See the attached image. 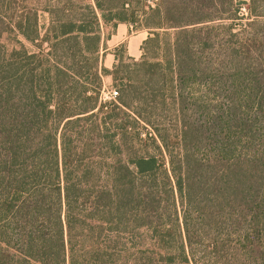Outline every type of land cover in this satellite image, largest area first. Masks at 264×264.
<instances>
[{"label": "trees", "instance_id": "16d2710c", "mask_svg": "<svg viewBox=\"0 0 264 264\" xmlns=\"http://www.w3.org/2000/svg\"><path fill=\"white\" fill-rule=\"evenodd\" d=\"M135 1L0 0V264H264V0Z\"/></svg>", "mask_w": 264, "mask_h": 264}, {"label": "rangeland", "instance_id": "374dc122", "mask_svg": "<svg viewBox=\"0 0 264 264\" xmlns=\"http://www.w3.org/2000/svg\"><path fill=\"white\" fill-rule=\"evenodd\" d=\"M154 1V0H153ZM236 1V3H238L236 6H235V8L236 9H240L241 10V13H240V17H245V18H248L249 17V14H248V10H247V8H248V2H249V0H247V1H241V0H235ZM151 4L153 5V2L152 3H149L148 2V0H140V3H138V1L136 0L135 1V4H134V7L135 6H137V5H139V7H141L142 9L144 8V6H151ZM138 7V8H139ZM155 7V6H154ZM112 15V14H111ZM138 16L140 17V20H142V13L141 12H139V14H138ZM111 17V16H110ZM107 19L108 20H110L109 22H104V21H102V27H101V32H102V34H103V49H102V52H101V55H102V65L103 66H105V64H104V58H105V56L108 54H106L105 52H104V50H105V48H107V40L111 37V35L115 32V30H116V25L119 23L117 20H111L110 18H109V16H107ZM47 24H48V17L47 16H45V15H43L42 17H41V25H42V27L43 28H46L47 27ZM141 27V23L139 24V26L137 27V28H140ZM30 47V46H29ZM31 48V47H30ZM32 50H33V48H31ZM118 50H119V55H121V56H124V62H125V64L126 65H130V64H132L128 59H127V57H129L128 56V54H127V51H126V49H125V46L124 45H122V46H120L119 48H118ZM112 51H113V48H112V50L111 51H109V53H112ZM142 54H143V52H142ZM138 60H140V59H138ZM137 60V61H138ZM114 65H116V64H114ZM132 67V66H131ZM131 67H129V68H131ZM128 68V69H129ZM113 69V68H112ZM111 69V70H112ZM137 69V68H136ZM130 70H135V67L133 68L132 67V69H130ZM133 71H131V73H132ZM124 75V74H123ZM137 74L136 73H133L132 74V78L133 77H135ZM107 76H105L104 78H103V86H102V91H101V95H102V92L104 91L105 93H109V92H112V91H118V93H119V95L117 96L118 98H119V96H121V91H122V85H124L125 84V81H123L122 79H119L118 80V82L117 83H114V81H113V78L111 77V76H108L109 77V79L108 78H106ZM107 79H108V81H107ZM139 79L140 78H138L137 76L133 79L134 80V82H138L139 81ZM102 97V96H101ZM110 99H108L106 102H104L103 100H101L103 103H112V102H115V100L117 101L118 99L116 98L115 100L114 99H111L110 101H109ZM156 117H154V118H152L153 120H158V119H155ZM132 126V125H131ZM174 128H175V126H173V130H174ZM173 134H174V132H173ZM149 142H147V144H148ZM150 145V144H149ZM127 146H130V142H128L127 141ZM149 148H151L150 146H149ZM151 152L153 153L154 151H153V149H151ZM151 153V154H152Z\"/></svg>", "mask_w": 264, "mask_h": 264}, {"label": "crops", "instance_id": "0c3cea01", "mask_svg": "<svg viewBox=\"0 0 264 264\" xmlns=\"http://www.w3.org/2000/svg\"><path fill=\"white\" fill-rule=\"evenodd\" d=\"M158 1L159 0H148L149 3L153 2V5L151 4V7L156 6ZM149 35V32L143 27L133 28V26H130V24L128 23H119L116 27L115 32L107 40V48H105L104 50L106 54L108 53L104 58L105 68L111 70L114 67V64H117L115 53L122 45L125 46L127 54L130 58L135 60L140 59L142 56V46L148 39ZM112 48V53H109ZM106 78L109 79L108 76Z\"/></svg>", "mask_w": 264, "mask_h": 264}, {"label": "built area", "instance_id": "2783aa9c", "mask_svg": "<svg viewBox=\"0 0 264 264\" xmlns=\"http://www.w3.org/2000/svg\"><path fill=\"white\" fill-rule=\"evenodd\" d=\"M101 100H103L104 102H106L108 99H116L117 96H118V91H112V92H109V93H105L104 91L102 92V95H101ZM109 100V101H110Z\"/></svg>", "mask_w": 264, "mask_h": 264}, {"label": "water", "instance_id": "95a60500", "mask_svg": "<svg viewBox=\"0 0 264 264\" xmlns=\"http://www.w3.org/2000/svg\"><path fill=\"white\" fill-rule=\"evenodd\" d=\"M130 26H133V24H130Z\"/></svg>", "mask_w": 264, "mask_h": 264}]
</instances>
